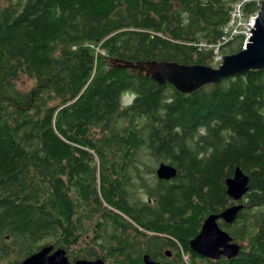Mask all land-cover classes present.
Wrapping results in <instances>:
<instances>
[{
    "label": "trees",
    "instance_id": "1",
    "mask_svg": "<svg viewBox=\"0 0 264 264\" xmlns=\"http://www.w3.org/2000/svg\"><path fill=\"white\" fill-rule=\"evenodd\" d=\"M236 1L0 0V263L47 245L92 260L93 249L71 248L90 223L97 232L111 223L113 235L124 228L120 243L145 227L151 243L189 255L177 263L204 264L190 242L208 215L235 204L226 180L240 167L250 192L224 227L243 249L222 264H264V69L182 95L111 63L212 67L196 44L221 37ZM146 152L178 177L132 203L128 174ZM101 247L115 264H143L130 249Z\"/></svg>",
    "mask_w": 264,
    "mask_h": 264
},
{
    "label": "water",
    "instance_id": "2",
    "mask_svg": "<svg viewBox=\"0 0 264 264\" xmlns=\"http://www.w3.org/2000/svg\"><path fill=\"white\" fill-rule=\"evenodd\" d=\"M262 10L258 13L257 23L247 48L236 54L224 57V62L218 68L204 65H183L175 62H126L111 60L120 69H129L139 76L151 78L159 85H172L180 94L190 95L201 89L220 83L223 80L243 76L248 72L264 69V1ZM161 181H172L178 177V169L171 164L162 163L156 170ZM227 195L235 203L219 214H211L203 222L200 233L191 240V250L203 257L219 260L237 258L243 246L234 242V238L219 225L223 221L232 226L239 214L245 209L243 203L250 192V176L240 167L235 169L233 177L226 180ZM170 255V252L168 253ZM145 264H158L149 255L144 256ZM20 264H71L66 249L55 250L53 245L44 246L37 253L27 257ZM74 264H106L103 258L97 260L79 259Z\"/></svg>",
    "mask_w": 264,
    "mask_h": 264
},
{
    "label": "rangeland",
    "instance_id": "3",
    "mask_svg": "<svg viewBox=\"0 0 264 264\" xmlns=\"http://www.w3.org/2000/svg\"><path fill=\"white\" fill-rule=\"evenodd\" d=\"M213 67V65H212ZM34 82L32 80H29L28 78H22L21 81H19L18 85L23 88H31L33 86ZM131 98H125L124 104L128 105L131 102ZM134 162L137 164L138 167H131L128 177H131V185L130 188V201L132 203L136 202H149V196L146 192L148 187H154L158 181L156 178L155 172L160 164V160H157L156 158L151 157L147 152L139 154ZM168 163V162H167ZM138 169V170H137ZM139 171V172H137ZM147 187V188H146ZM89 232L80 240V242L71 248V252L74 254H78L77 252L85 253L89 249H93L99 256L104 257L106 254L104 253V249L101 247L103 244H109L111 242V236L113 233V228L111 225H106L105 231L106 234L102 236L101 239L96 240V236L98 233L94 228V223H90L89 225ZM129 233H132L133 238H139L137 234H134V232L129 231ZM101 234V233H100ZM110 245V244H109ZM181 251V250H180ZM183 254V260L185 262L190 261L189 255L185 254L183 251H181ZM0 264H6V262H2ZM109 264H112L111 261H109ZM176 264H179L176 262ZM199 264H203L199 263Z\"/></svg>",
    "mask_w": 264,
    "mask_h": 264
},
{
    "label": "built area",
    "instance_id": "4",
    "mask_svg": "<svg viewBox=\"0 0 264 264\" xmlns=\"http://www.w3.org/2000/svg\"><path fill=\"white\" fill-rule=\"evenodd\" d=\"M261 1L264 0L236 1L231 6L227 23L221 29V37L216 42L196 44L200 50L212 53V65L215 68L223 64L225 56L247 48L251 32L257 23L256 18L263 7Z\"/></svg>",
    "mask_w": 264,
    "mask_h": 264
},
{
    "label": "flooded vegetation",
    "instance_id": "5",
    "mask_svg": "<svg viewBox=\"0 0 264 264\" xmlns=\"http://www.w3.org/2000/svg\"><path fill=\"white\" fill-rule=\"evenodd\" d=\"M162 163L169 164V163H167V162H165L163 160H160V164H162ZM155 175H156V172H155ZM156 178H157V175H156ZM158 181L161 182V183H163V182L172 183L173 180L172 181H161V180L158 179ZM108 224L111 225L112 228H113V233H112V236H111V242L109 244H110V246L116 247L117 248L116 251H118V249H120V251L115 252L116 256H117V254H122L124 252H127L130 249L131 253H133V255H132L133 257L134 256L135 257L141 256V259L143 260V264H145L144 263V256L145 255H149L158 264H176V262L178 261L179 254H180V249H179L180 245L178 246V245H176V243H172V245L170 247L162 249L159 246H157L156 244L150 242L149 237L147 235H145L146 234L145 232L147 231L146 228L145 227H140V226H138L135 229L131 228V229L128 230V233H129V231H132V232H134V234H137V236H139L138 241H134V243L133 242H129V244L120 243L121 241H118V240L114 239L113 236L116 235L117 237H119L120 236L119 232L123 233V229L124 228L122 226H119L118 227L119 232L116 233L115 235H113L115 233L114 226L111 223H107L106 225H108ZM219 225H220V227L222 229L227 231L226 228L224 227V225H226V224L223 221L220 220L219 221ZM105 227H107V226H105ZM100 233H99L100 235L104 236L106 234V231L104 230V231H102ZM122 235H124V234H122ZM102 236H101V238H102ZM167 238H169V237H167ZM10 240L11 239L9 237L6 238V241H10ZM121 244H122V246H121ZM9 248L12 249V244L9 246ZM55 250H56V248H55ZM106 252H107V250L105 249L104 253L106 254ZM169 252H170V255H168ZM67 253H68V251H67ZM68 257H69V259L71 261V264H74L75 261L79 260V259H75V258L71 257L69 253H68ZM99 258H103L106 261V264H109V261H111L112 264H115L114 263L115 257H113V256L107 257V254L104 257L98 255L97 257H94L92 260H97ZM201 258L203 259L204 264H222L224 261L228 260L225 257H222L219 260H213V259L203 258V257H201ZM6 264H8V263L6 262Z\"/></svg>",
    "mask_w": 264,
    "mask_h": 264
}]
</instances>
